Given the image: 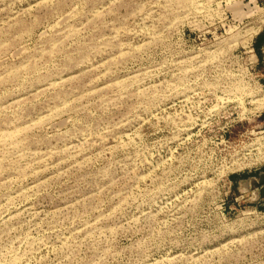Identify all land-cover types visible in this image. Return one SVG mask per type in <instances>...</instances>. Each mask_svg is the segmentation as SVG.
<instances>
[{"label": "rangeland", "instance_id": "1", "mask_svg": "<svg viewBox=\"0 0 264 264\" xmlns=\"http://www.w3.org/2000/svg\"><path fill=\"white\" fill-rule=\"evenodd\" d=\"M260 32L264 0H0V264H264Z\"/></svg>", "mask_w": 264, "mask_h": 264}, {"label": "water", "instance_id": "2", "mask_svg": "<svg viewBox=\"0 0 264 264\" xmlns=\"http://www.w3.org/2000/svg\"><path fill=\"white\" fill-rule=\"evenodd\" d=\"M249 181V187L248 188H255L256 194L264 199V171L258 174V178H252L250 180H245Z\"/></svg>", "mask_w": 264, "mask_h": 264}, {"label": "trees", "instance_id": "3", "mask_svg": "<svg viewBox=\"0 0 264 264\" xmlns=\"http://www.w3.org/2000/svg\"><path fill=\"white\" fill-rule=\"evenodd\" d=\"M263 45H264V33L260 32L254 38V42L252 45L253 51L255 52L260 51Z\"/></svg>", "mask_w": 264, "mask_h": 264}, {"label": "crops", "instance_id": "4", "mask_svg": "<svg viewBox=\"0 0 264 264\" xmlns=\"http://www.w3.org/2000/svg\"><path fill=\"white\" fill-rule=\"evenodd\" d=\"M262 47H263V46H262ZM261 49H262V48H261ZM239 178H241V177H239ZM239 178H238V181H240V180H241V179H239ZM242 183H243V181H242Z\"/></svg>", "mask_w": 264, "mask_h": 264}, {"label": "built area", "instance_id": "5", "mask_svg": "<svg viewBox=\"0 0 264 264\" xmlns=\"http://www.w3.org/2000/svg\"><path fill=\"white\" fill-rule=\"evenodd\" d=\"M253 49V48H252Z\"/></svg>", "mask_w": 264, "mask_h": 264}]
</instances>
